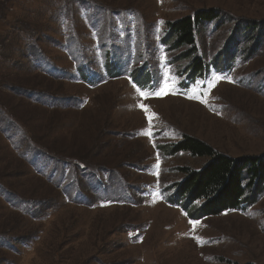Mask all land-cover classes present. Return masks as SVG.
Masks as SVG:
<instances>
[{"label":"rangeland","instance_id":"374dc122","mask_svg":"<svg viewBox=\"0 0 264 264\" xmlns=\"http://www.w3.org/2000/svg\"><path fill=\"white\" fill-rule=\"evenodd\" d=\"M263 32L264 0H0V264H264V190L195 217L209 158L167 150L264 159Z\"/></svg>","mask_w":264,"mask_h":264},{"label":"trees","instance_id":"16d2710c","mask_svg":"<svg viewBox=\"0 0 264 264\" xmlns=\"http://www.w3.org/2000/svg\"><path fill=\"white\" fill-rule=\"evenodd\" d=\"M218 17L216 11L211 9L170 23L168 41H174V49L183 46L191 47L193 51L189 57H193L196 53L198 31H201L207 22L215 21ZM253 40L257 41L256 38ZM188 67L190 77H195L208 69L207 63L198 56ZM167 150L170 153L188 152L196 157L209 158L201 169L188 171L185 182L177 185L178 191L185 198L183 206L187 207L191 215L195 217L214 216L237 209L246 200H251L252 195L255 198L264 190V159L262 157L236 159L218 152L210 144L193 136H186ZM249 192L251 195L248 196ZM197 202L201 203L196 204Z\"/></svg>","mask_w":264,"mask_h":264},{"label":"snow or ice","instance_id":"6c2138e0","mask_svg":"<svg viewBox=\"0 0 264 264\" xmlns=\"http://www.w3.org/2000/svg\"><path fill=\"white\" fill-rule=\"evenodd\" d=\"M162 23V22H161ZM216 79H220V77H217ZM160 93H157V95H159ZM141 95L143 96L144 95V93H141ZM141 107H143V106H141Z\"/></svg>","mask_w":264,"mask_h":264}]
</instances>
